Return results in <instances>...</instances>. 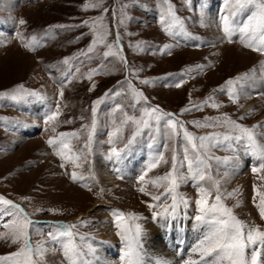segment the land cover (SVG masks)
<instances>
[{"label": "rangeland", "instance_id": "obj_1", "mask_svg": "<svg viewBox=\"0 0 264 264\" xmlns=\"http://www.w3.org/2000/svg\"><path fill=\"white\" fill-rule=\"evenodd\" d=\"M97 2L0 0V92L23 85L45 98L29 96L27 102L21 103L8 98L0 100V196L19 205L32 220L38 222L31 231L33 247L39 245L43 249L40 256L34 257L38 264H68L63 254L68 238L58 236L51 239L48 235L54 231L56 223L76 225L72 231L79 234L75 243L85 253L84 259L89 264H98L97 252L103 239L99 234L100 224L105 222L110 226L106 240L112 241V245H117L120 250L113 260L122 264L120 257L126 242L117 234L119 229L116 217L112 215L113 209L125 214L123 222L129 229L134 231L136 224L141 226L142 264H160L159 257L148 253L147 234L157 221L167 220L161 217L154 219L153 212H162L170 205L172 194L165 193L168 187L166 181H157L155 185L151 181L164 176L172 168L174 147L178 160L183 162L181 172L186 177L176 192L188 200L187 208L182 204L179 206L176 218L185 217L181 220L186 225H180L191 231L193 239L198 238L200 228L202 234L205 228L197 227L194 219L198 215L196 200L200 197L184 160L186 142L182 133L178 140L167 139L163 129L157 133L153 127L152 130L145 129L138 143L122 153L120 160L115 157L108 159L112 147L107 142L109 134L120 127L124 119L117 105L137 117L141 108L158 106L164 112L175 114L196 136L229 131L227 126L213 120L207 123L217 124L215 127H197L188 123L205 122L206 117L223 120L224 114L251 128L264 122V64L261 63L264 53L245 47L238 33L230 41L222 31V15L228 14L225 0H169L176 16L182 18L185 31L198 39L182 34L172 36L164 31L160 17L167 12V4L163 0H103L99 8L84 7ZM251 10L254 9L238 19H246ZM101 15L104 16L101 23L108 32L107 38L88 52L94 39L93 18ZM21 19L24 24H19ZM85 21H88L87 25ZM58 25L80 27H56ZM117 35L118 49L115 46ZM32 36L37 37L40 46L30 50L24 44ZM107 44H113L111 51H118L126 63L116 56L105 58L104 52L109 51ZM224 44H229L228 50L218 48ZM234 44L250 52L251 56L245 58L246 55ZM166 45L172 47L165 49ZM65 57L75 58L65 65L61 63ZM199 65L203 67H197ZM91 69H98V72L88 79L85 74ZM244 73H249V78L244 88L239 90V98L233 102L227 91L219 89L221 86L226 88L225 82L229 79ZM144 80L153 82L145 84L142 83ZM128 81L146 97V103L141 101L135 109L131 107L134 98ZM177 84L180 86L177 87ZM61 85H64L62 97L59 94ZM110 89L121 95L110 96L98 107L99 127L94 135L93 150L91 154L85 150L78 161L83 167L75 169L85 179L74 182L71 179L74 165L56 155L47 141L50 137H58L59 133L81 130L82 125L90 127L93 101L103 97ZM209 97L213 99L206 100ZM58 103L61 115L54 124H46L45 114L55 111ZM213 103L219 107H212ZM186 107L191 110L182 113L181 109ZM69 120L71 123H65ZM32 124L39 125L40 130L18 141L17 135L21 130ZM133 130L131 123L124 126L122 139L116 140L115 146L123 148ZM255 131L258 133V149H263L264 135L260 134L264 133V126ZM86 140L87 128L82 130L79 138H70L67 142L79 151ZM200 151L203 153L205 150ZM161 152L168 162L149 170L152 158ZM250 154L262 163L252 150H246L235 141L231 149L227 142L218 145L210 143L204 157L207 166L203 186L211 190L208 199L212 202L218 183L222 203L231 208L240 220L264 230V219L256 206L260 200L257 193L264 192V169H260L261 163L250 161ZM224 157H231L228 164L216 159ZM61 164L64 166L61 167ZM253 167L260 170L254 172ZM142 175L144 183L139 179ZM141 187L148 194L140 192ZM153 196H161V199L155 201ZM96 200L104 206L96 208ZM150 204L156 207L149 208ZM13 211L9 205H0V233L8 232L3 225L13 219L9 215ZM129 214L139 218L132 219ZM80 236L85 239L81 241ZM202 238L195 242L192 249ZM159 239L164 243L167 241L160 233ZM87 245L95 250L94 253L89 254ZM20 246V243L13 244L10 239H0V256L16 252ZM248 251L250 253L251 249ZM185 258L186 261L199 260L200 254L191 250L182 260ZM262 261L260 264H263Z\"/></svg>", "mask_w": 264, "mask_h": 264}, {"label": "snow or ice", "instance_id": "obj_2", "mask_svg": "<svg viewBox=\"0 0 264 264\" xmlns=\"http://www.w3.org/2000/svg\"><path fill=\"white\" fill-rule=\"evenodd\" d=\"M103 0H98L97 3L85 4V8H99L101 7ZM164 4H167V12L162 14L160 22L164 26V31L169 35L176 36L182 34L192 39H198V37H192L190 33H187L184 29L182 18L176 16L173 11V6L169 3V0H163ZM225 6L227 8V15H222V31L231 41V38L235 34H239L240 42L248 48L254 51L264 53V0H225ZM250 9V14L244 20L238 19L244 16ZM107 12V9L104 10ZM104 16H98L93 18L94 23L91 25L94 31V39L89 45L88 52H92L95 46L100 43H104L108 32L104 30L102 21ZM123 22V21H121ZM23 19L19 20V24H24ZM86 25L88 21L84 22ZM56 27H80V25L66 26L58 25ZM178 30V31H177ZM23 40L21 34H17ZM25 47L34 49L40 46V41L36 36H32L30 41L24 44ZM115 46L119 48V35L115 40ZM106 47L109 51L104 52V57L116 56L121 61H124L123 56L119 52H113V44H107ZM172 45H166L165 49L171 48ZM87 55V53H81ZM75 57H65L61 63L68 65L70 60ZM91 58V57H89ZM126 63V61H124ZM264 64V61L261 62ZM202 68V65L197 66ZM98 69H91L85 75L88 79L92 78V75L96 74ZM171 75V74H170ZM249 78V73L241 74L236 78L229 79L225 82L227 86H221L219 91H227L229 98L236 102L239 98V90L243 89L245 83ZM152 80H144L142 83L149 84ZM239 85V88H237ZM177 87L180 85L177 84ZM95 87V85H93ZM129 90L132 93L134 102L131 107L135 109L137 105L144 101L146 103V97L143 93L135 89V87L128 81ZM64 85H61L60 96H63ZM91 91V88L89 89ZM120 92L112 89L108 90L103 97L92 104V117L91 126L82 125L81 130H77L70 133H59L58 137H50L47 143L53 146L56 155L60 156L62 160L70 161L74 165V170L71 173V179L76 181H83L85 177L79 174L75 169L82 168L83 165L78 161L81 160L85 150L88 154L92 152V145L94 135L99 127L98 122V107L110 96H119ZM29 96H36L40 99L39 93L26 89L23 85H18L14 89L7 92H0V100L8 98L13 102L21 103L27 102ZM213 99V97L206 98ZM201 105H194L193 107H200ZM212 107H219L218 104L213 103ZM117 110L123 112L124 119L121 121V126L117 127L113 132L109 134V140L107 141L112 147L109 150L108 159L115 157L117 160L122 158V153L129 151L134 145L138 143V138L142 135L145 129L152 130L159 133L163 129L167 139L178 140L183 135V139L186 142L184 151V160L187 161L189 177L193 181L194 186L197 188V192L200 198L196 200L198 215L195 217L197 222L196 226L205 227L203 238L194 247L193 251L200 254L199 260L189 259L186 264H260V257L264 256V230H261L258 226L249 225L245 221L240 220L232 211L222 203L221 195L219 194L218 183L216 184L217 194L215 200L210 202L208 197L211 196V190L203 186V182L206 179L205 167L207 161L204 158L210 143L220 144L227 142L231 149L232 142L235 141L238 145L243 146L246 150H252L254 154L264 161V149H258V142L255 129L264 126V122L253 125L251 128L238 123L236 120H232L227 114H224L223 120L220 117H206L205 122L201 121H189L197 127H215L217 124L227 126L230 130L227 132H213L204 136H196L194 133L189 132L184 126V122L180 121L178 117L173 113L164 112L158 106L143 107L140 109V115L137 117L134 113L129 115L124 112L120 105H117ZM190 108H183L181 112L190 111ZM61 115L60 105L57 104L55 111H50L45 114V123H55L58 117ZM242 119V117H241ZM213 120L217 124L207 123V121ZM65 123H71V121H65ZM131 123L134 126V130L127 138V142L123 148H117L115 146L116 140L122 139V129L124 126ZM87 128V140L79 151L74 150L70 143L67 141L70 138H79L83 129ZM55 132V127L52 128ZM264 135V133L260 134ZM115 137L116 139H113ZM155 142V140H154ZM199 142V143H197ZM151 146V145H150ZM190 146V148L188 147ZM167 148V145H165ZM204 149L202 153L200 150ZM234 150V149H233ZM194 157V158H193ZM218 162L228 164L231 157L216 158ZM163 152L152 158L149 164V170L159 167L161 163H167ZM172 168L165 173L162 177H156L152 184H156L157 181H166L168 187L165 189V193L172 194V203L164 207L162 212H153V218L161 217L168 219L169 217L175 219L178 215L179 206L182 204L185 208L188 206V200L185 199L182 194H178L176 189L179 184L185 181L186 177L181 172L183 162L178 160L176 148H173V154L171 157ZM64 165L61 164V167ZM260 169H264V162L260 164ZM260 169L253 167V171L257 172ZM210 178V177H209ZM141 183H144V176L140 178ZM139 191L145 194V188H139ZM255 191V186H254ZM163 195V194H162ZM232 195V194H229ZM260 200L256 205L260 216L264 219V192L257 193ZM153 200L159 201L161 196H153ZM255 202V200H254ZM0 205H9L14 210L9 213L13 219L3 225L8 229L7 233H0V239H10L13 244L20 243V247L16 252L10 253L6 256H0V264H38L34 257H38L42 254L43 249L41 246L33 247L31 243V231L34 225L38 222L32 220L28 213L24 211L19 205L15 204L11 200H7L0 196ZM238 206V204H237ZM156 205H149V208H154ZM40 211V209H37ZM54 211V210H52ZM112 215L116 217L117 228L119 229L118 235L126 242L125 249L122 251V264H142V244L140 242L142 229L139 224L135 225L134 231L126 227L124 220V213L118 209L112 210ZM132 219H138L135 214H129ZM81 223H87L81 221ZM54 231L49 232V238L56 239L58 236L67 237V241L63 247V254L68 264H89L84 259L85 253L81 250V247L75 243V237L79 235L72 231L76 225H67L56 223L53 225ZM81 241L85 239L84 236L79 237ZM259 245V247H257ZM89 254L94 253V249L90 245H87ZM249 249H251L249 253Z\"/></svg>", "mask_w": 264, "mask_h": 264}, {"label": "bare ground", "instance_id": "obj_3", "mask_svg": "<svg viewBox=\"0 0 264 264\" xmlns=\"http://www.w3.org/2000/svg\"><path fill=\"white\" fill-rule=\"evenodd\" d=\"M228 46L229 44H224L218 48L220 50L222 48H227L226 50H228ZM234 46H236L241 51V53H244L246 55L244 56L245 58L251 56L250 52L241 49L235 44ZM39 130H40L39 125H33V124L28 125L24 129H22L21 132L17 135L18 137L17 140L18 141L24 140L28 136H30L34 132H38ZM262 148L264 149V142H263ZM102 206H104V204H102L101 201L99 200L95 201L96 208L102 207ZM184 218L185 217H181L180 219L170 218L167 220L157 221L153 227L149 228V232L147 234V244H146L148 248V253H152L156 257H159L160 264H181V263L185 264L186 258L182 260V257H184L185 255L187 257L190 251L191 250L193 251L192 247L195 244V242L198 239H200L201 236L203 237L204 232L202 234V229L200 228V231L198 233V238L193 239L194 235H192L191 231L187 227L183 228L180 225L181 223H183V225H186L185 221L181 220ZM106 223L107 222L100 224L99 234H100L101 239L102 238L103 239L101 240L102 242L100 244L101 248H99L98 250L99 252H97V257L99 259L98 264H101V262L102 264H118V261L113 260L114 259L113 257L115 256V254L119 252V249L118 247L116 248L115 245H112V241L106 240L109 237V230H110L109 228L110 226ZM159 233L161 236L163 235V238H165L169 242L166 241L164 243L163 240L159 239ZM176 240L177 242L175 243ZM171 249H174L176 253H173ZM103 250H106V252ZM105 253L107 254V256L105 255ZM147 259L148 258H146V260ZM188 260L189 259H187V261ZM261 260H263L262 263L264 264V256H262V259L260 258V262ZM144 264H148V262H144Z\"/></svg>", "mask_w": 264, "mask_h": 264}]
</instances>
